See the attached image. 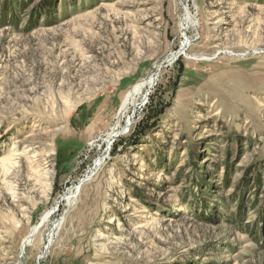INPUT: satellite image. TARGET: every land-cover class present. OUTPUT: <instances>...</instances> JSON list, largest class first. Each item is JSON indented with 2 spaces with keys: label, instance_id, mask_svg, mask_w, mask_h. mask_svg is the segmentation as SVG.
Here are the masks:
<instances>
[{
  "label": "rangeland",
  "instance_id": "rangeland-1",
  "mask_svg": "<svg viewBox=\"0 0 264 264\" xmlns=\"http://www.w3.org/2000/svg\"><path fill=\"white\" fill-rule=\"evenodd\" d=\"M0 264H264V0H0Z\"/></svg>",
  "mask_w": 264,
  "mask_h": 264
},
{
  "label": "bare ground",
  "instance_id": "bare-ground-1",
  "mask_svg": "<svg viewBox=\"0 0 264 264\" xmlns=\"http://www.w3.org/2000/svg\"><path fill=\"white\" fill-rule=\"evenodd\" d=\"M187 11V10H186ZM189 19V18H188ZM188 21H190V20H188ZM187 43H188V40L186 41V43H185V45H187ZM149 83H150V85L152 84V83H154V80L153 79H150L149 80ZM148 83V84H149ZM143 86H144V83H140V84H138V85H136L135 87H134V89L126 96V98H125V100H124V106H126V105H129L130 103H131V100L132 99H134L135 97H137V95L138 94H140L141 92H142V89H143ZM142 95V94H141ZM132 116H129V118H128V121H127V123H126V125L125 126H123V128L121 129V131H118V132H114V133H111V135H110V140H109V146H111V143H112V141H113V139L115 138V137H117L118 135H120V134H123V133H126L129 129H130V127H131V125H132V123H133V121H132ZM111 131V130H110ZM107 134V133H106ZM33 149L34 148H29L28 149V151H33ZM101 163V159H98L97 161H96V165H99ZM95 170V169H94ZM95 173V172H94ZM86 176V175H85ZM90 177V176H89ZM86 179V178H85ZM87 180V179H86ZM84 181V180H83ZM82 181V182H83ZM81 190V183H78V184H76V186L74 187V191L73 192H71V194H69V195H67V193H66V195H67V199L69 200V199H71V198H73V197H76V195L79 193V191ZM66 199V200H67ZM30 234H32V232L30 233ZM27 241H29V239L27 238V240H25V245H26V243H27ZM48 247V246H47ZM25 249V248H24Z\"/></svg>",
  "mask_w": 264,
  "mask_h": 264
}]
</instances>
